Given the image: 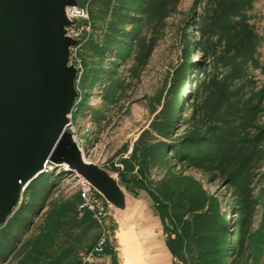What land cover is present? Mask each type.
I'll use <instances>...</instances> for the list:
<instances>
[{
  "label": "rangeland",
  "instance_id": "obj_1",
  "mask_svg": "<svg viewBox=\"0 0 264 264\" xmlns=\"http://www.w3.org/2000/svg\"><path fill=\"white\" fill-rule=\"evenodd\" d=\"M240 1L222 18L227 0H79L92 29L68 129L88 160L146 184L132 185L148 208L137 218L168 264H264V0ZM244 19L258 42L246 58ZM81 205L80 176L50 163L0 228V264H85L106 225ZM107 212L118 251L119 209Z\"/></svg>",
  "mask_w": 264,
  "mask_h": 264
},
{
  "label": "water",
  "instance_id": "obj_2",
  "mask_svg": "<svg viewBox=\"0 0 264 264\" xmlns=\"http://www.w3.org/2000/svg\"><path fill=\"white\" fill-rule=\"evenodd\" d=\"M79 0H0V228L21 203L23 188L46 170L68 164L118 209L127 207L121 182L88 161L68 129L80 92L70 64L80 40L67 33ZM130 190V185L127 183ZM175 256L171 240L166 242Z\"/></svg>",
  "mask_w": 264,
  "mask_h": 264
},
{
  "label": "built area",
  "instance_id": "obj_3",
  "mask_svg": "<svg viewBox=\"0 0 264 264\" xmlns=\"http://www.w3.org/2000/svg\"><path fill=\"white\" fill-rule=\"evenodd\" d=\"M67 14L71 20L76 21L74 25L67 27L68 35L72 38L80 40V43L77 46L72 47L70 64L77 66L80 74L81 66L75 62L74 57L77 50L85 43L87 35L91 33L92 23L90 21L89 11L81 5L69 7ZM49 164L50 162L46 163V171ZM80 187L82 198L81 211H90L93 216L101 219V221H104V225H106L104 233L98 243L87 252L85 264H112L111 262L105 260V258L109 256L108 250L115 249V243L112 235L114 233L113 226H109L105 223V221L109 218L107 207L111 203L90 181L84 177L80 178ZM107 216L108 218L104 219Z\"/></svg>",
  "mask_w": 264,
  "mask_h": 264
},
{
  "label": "crops",
  "instance_id": "obj_4",
  "mask_svg": "<svg viewBox=\"0 0 264 264\" xmlns=\"http://www.w3.org/2000/svg\"><path fill=\"white\" fill-rule=\"evenodd\" d=\"M129 192L130 194L127 193V207L125 209H119V212L117 213L119 226L116 232H118L121 226L127 229L135 228L141 238V241L143 242L142 245L145 251L146 264H168L164 257L163 251L160 248V244H157L156 242L154 243L153 239L151 238V235L153 234L154 230L151 228V226H147V224L144 223L143 220L137 218V216H146L145 211L148 208H144L143 205L139 204L138 201H140V198L138 197L137 192H134L132 185H130ZM153 202L155 205L156 203L154 200ZM155 207V216H161L157 209V206ZM166 242L167 241H165V244ZM113 252L114 254L109 253V256L107 257L108 261L111 263H114L116 261L119 264H123L124 252L119 243L118 251L113 250Z\"/></svg>",
  "mask_w": 264,
  "mask_h": 264
},
{
  "label": "trees",
  "instance_id": "obj_5",
  "mask_svg": "<svg viewBox=\"0 0 264 264\" xmlns=\"http://www.w3.org/2000/svg\"><path fill=\"white\" fill-rule=\"evenodd\" d=\"M230 3V6H226V9L225 11L221 14V17L224 18V17H227L229 18L230 16V13L232 11V8L236 7V6H240L241 5V1L240 0H227L226 4L227 3ZM222 3V2H221ZM220 16L219 18L222 19ZM244 21V24H243V27H240L234 34H233V38H234V43H236V54L237 56H243L244 58L246 57H249L250 55L252 56L255 51H256V46H257V39H256V33L254 32L253 28L251 27V25L245 21V19L243 20ZM221 87H223V91L225 90L229 92V86L225 83V82H222V85ZM215 91L220 93V85L219 83L217 82V84L215 85ZM224 97V96H223ZM246 115V113L244 114ZM244 161H247V158H245ZM244 163V162H243ZM130 170H134V167L133 166H130L129 167ZM126 171H129L128 168L124 169V172ZM240 167L236 168V172L233 174L234 176L237 175L238 172H240ZM124 178H126L124 176ZM128 180V184L129 185H134V188L135 187H141L142 189H148L146 184H144L143 182H137L136 180H129L128 178H126ZM153 193V192H152ZM152 198L153 200L155 201V203L157 204V209L161 215V218L163 220V218L165 219V217L167 216V213L165 211V209L163 208V204H161L160 202H157V196L153 193L152 195ZM180 238L181 236H179V238L176 240V239H170L172 241V244L174 246V249L175 251L177 252L178 249H179V241H180ZM108 253H113V250H108ZM112 264H119L117 263L116 261Z\"/></svg>",
  "mask_w": 264,
  "mask_h": 264
},
{
  "label": "bare ground",
  "instance_id": "obj_6",
  "mask_svg": "<svg viewBox=\"0 0 264 264\" xmlns=\"http://www.w3.org/2000/svg\"><path fill=\"white\" fill-rule=\"evenodd\" d=\"M63 165L66 167L67 171H71L75 175L80 176L68 164L63 163ZM81 177L82 176H80V178ZM229 217L231 218V216ZM116 237L118 239L119 245L124 252L123 264H146L145 251L142 245L143 242L141 241V238L135 228L127 229L121 226L116 234Z\"/></svg>",
  "mask_w": 264,
  "mask_h": 264
}]
</instances>
